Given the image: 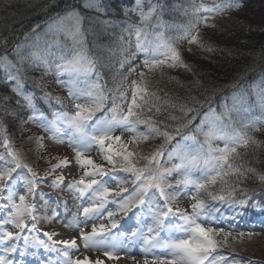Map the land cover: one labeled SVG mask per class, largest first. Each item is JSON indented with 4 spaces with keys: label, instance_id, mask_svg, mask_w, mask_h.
Segmentation results:
<instances>
[{
    "label": "snow or ice",
    "instance_id": "1",
    "mask_svg": "<svg viewBox=\"0 0 264 264\" xmlns=\"http://www.w3.org/2000/svg\"><path fill=\"white\" fill-rule=\"evenodd\" d=\"M233 7H239L233 0H211L210 4L204 3V0L197 4L193 0L191 12L185 9V15H191L192 18L187 24L179 26L180 34L167 37L163 30H149L150 22L157 18V6L149 2L145 9L144 0H135V7L126 10V14L128 11L134 12L138 21L129 23L119 37L123 45L120 49V69H124L126 64L132 65L137 54L143 53L145 58L139 65L130 66L128 75L122 77L118 88L125 83L128 86L120 91V103H116L117 98L114 97L111 108L99 117L97 113L104 109L107 97L99 83L96 60L88 55L83 46L82 17L78 13L70 14L71 23L66 30V34L73 40L70 52H61L51 60L36 51L22 55L17 50L15 61L6 54L0 55V69L4 71L7 80L12 82V93L19 97L15 104L30 110L32 115L28 120H40L45 131L51 133V139L67 143L75 154V165L83 171L79 179L67 184L68 191L78 194V198L87 195V206L81 205L83 220L74 215L65 226L79 231L85 249L115 250L117 237L111 235V230L116 229L119 223L115 217L119 214L129 217L132 213L138 227L131 231V237L142 240L145 253L153 249L165 250V254L154 257L151 264H221L225 259L223 256H214L216 249L221 244H228L229 237L233 240L237 237L232 236L230 231L225 232L223 228L210 226L212 221L201 193H207L212 200L232 199L235 196L242 180L247 178L248 172L253 171L244 170L237 161L242 160L243 154L259 143L246 129L260 131V127L248 123L241 124V128L237 129L230 110L225 109L219 115L213 112L207 124L202 121L196 128V132L203 137L202 142L188 148L178 146L168 152L165 158V144L191 123L190 120L185 123L184 119L193 109L181 104L179 115L169 112L167 120L176 122L175 127L158 119L163 112L175 110L177 105L167 98V94L161 97L156 91L150 90V77L156 72L162 73L165 68H187L179 45L186 42L189 46L197 44L205 47L200 37V25L209 26L212 17ZM133 47L135 51H132ZM188 50L191 51V47ZM207 50L211 51V48ZM27 69L40 70L39 78H34L33 83L42 99L49 104L55 100L60 105L66 99L71 102L73 111L55 112V119L51 122L44 119L43 112L36 107V92L24 90L22 77ZM52 73L55 74L54 84L66 91V98L53 95L52 91L47 90L52 85L45 77ZM92 73H96V82L80 87L81 78H87ZM133 74L138 78L128 83L129 76ZM10 99L4 96L0 109L7 111ZM61 123L66 126L64 135L68 136L67 140L59 139ZM117 132L120 134L116 135ZM0 134H3L2 143L7 153L6 156L0 154V210H7V215L0 217V244L5 246V252L13 253L17 251L15 242L23 239L25 245L28 244V236H22V233L36 230L37 196L43 199L45 195L38 191V184L43 183L57 169L72 165L73 160L67 156L45 158L50 166L44 169V176H39L25 162L23 152L13 146L2 122ZM157 138H161L164 143L146 152L141 150ZM34 139L37 148L44 147V137L37 136ZM190 139L195 140L196 137ZM94 147L103 163L86 155ZM52 160L56 162L52 163ZM18 169H26L30 176H21ZM174 174L182 177L175 184L170 182V178L175 179ZM258 178L264 181V174ZM64 180L62 173L56 175L53 186L59 187ZM217 184L220 186L219 192L210 191ZM184 189L195 193L190 196V211L177 206L178 196ZM246 202V199L233 200L237 209H243ZM110 205L115 206L114 210H109ZM145 206L148 209L147 215L133 211ZM52 215L55 217L57 213L54 211ZM236 215H241V212L237 211ZM91 220L107 222L99 225L92 223L90 232L80 228L81 223L87 224ZM28 222H31L30 227ZM44 235L51 240L56 233ZM243 235L240 233V237ZM217 237L223 239L218 240ZM76 239L53 241V245H64L62 258L57 264H103L99 259L91 261L87 256L73 259L69 250L77 248ZM38 243L46 249L50 247L44 241ZM104 255L113 258L112 251H105ZM0 264H12V261L0 256ZM144 264H150L147 258Z\"/></svg>",
    "mask_w": 264,
    "mask_h": 264
},
{
    "label": "trees",
    "instance_id": "2",
    "mask_svg": "<svg viewBox=\"0 0 264 264\" xmlns=\"http://www.w3.org/2000/svg\"><path fill=\"white\" fill-rule=\"evenodd\" d=\"M149 2L157 6L156 17L158 18H153L150 22V31L155 28L158 31L163 30L167 37H174L180 34L179 26L187 24L192 18L191 15H185V9H188L189 13L191 12L193 0H144L145 9L149 6ZM195 2L199 4L200 0H195ZM204 3L210 4L211 0H204ZM233 3L239 4V7H233L212 17L207 27L203 24L200 25V37L205 47H200L197 44L189 46L186 42L179 45L184 63L188 67L180 66L167 71L170 77L177 75V78L181 79L179 90H176L175 93H167V95L178 97L180 100L172 102L177 105L175 110L169 109L167 112H163L158 119L165 121L169 112L179 115V105L183 104V100L187 103L186 106L192 108L193 111L188 113L184 119L185 123L188 120L191 123L181 129L179 134H174L175 138L171 142L165 144L166 153L178 146L188 148L203 141L202 135L196 132V128L203 121L198 110L200 106L204 107L206 97L209 98L208 103H210L222 93L230 95L226 92L229 89L227 85L234 82L232 79L236 80L241 76L251 82L257 80L258 85H264V0H233ZM134 7L135 0H0V55H5V52L13 50L14 45L34 23L47 17H64V20L59 21V25L63 26L66 23L67 15L78 13L82 17L83 46L88 55L96 60V68L100 74L99 83L103 86L104 95L107 97L105 107L101 111L105 114L104 110L111 108L113 98L116 97L115 101H117L120 91L128 86L125 83L118 88V85H121L122 77L128 75V68L139 65L145 58V54H137L139 56H136L132 61V65L126 64L124 69H120V60L122 59L120 49L123 45L119 37L129 23L138 21V16L134 12L128 11L126 14V10H131ZM52 29L41 33L46 34L44 37L49 35L50 39H46L48 45L40 44V47H37L36 41H33L34 43L30 44V47L27 45L24 47L25 51L40 53L39 50H43L42 54H45L46 50L49 60H51L48 55L49 51H54V57L61 52H70L73 48L72 37L59 34L51 39ZM210 36L216 38H214L216 45H209L208 38ZM44 37L40 36L41 40ZM89 47L90 52H88ZM189 47H191V51L188 50ZM208 48H211V51H208ZM132 51H135L134 47ZM22 52L20 54H23ZM12 57V60L15 61L16 55L14 54ZM40 68L42 69L43 65ZM40 74L39 69H27L22 77L24 90L36 92V107L50 118L53 116L52 112L73 111L70 107L71 102L66 99L63 105L57 104L55 100L49 104L42 99L41 93L34 88L33 83L34 78H39ZM54 75L51 76L52 78L45 77L52 85V88L47 90L52 91L53 95H59L60 88L54 84ZM137 78L135 74L129 76L128 83ZM96 80V73H92L87 78H81L80 82L88 85ZM112 85L116 86L112 88ZM11 86L12 82L7 80L4 71L0 69V103H3L4 96L11 98L8 110L0 109V122L6 128V135L16 149L23 151L26 146L30 147H26L28 151L25 152L30 153L28 156L32 161L27 155H24V158L25 162L32 166L42 150L37 148L34 139L39 133H34L32 130L27 132L31 129L28 117L32 115V112L15 104V100L19 97L12 93ZM129 93L131 92L129 91L128 95ZM61 95L64 98L67 97V93ZM236 101L243 106L238 111L234 110L231 113L232 117H237V121L233 117L236 122L235 127L240 129L241 124L255 123L260 127V131L251 129H246V131L254 136L259 143L243 154V162L237 161L244 170L252 169L253 171L248 172L247 178L242 180L235 196L232 199H217L216 201L221 204L215 203L214 205L226 209L235 218L237 211H240L241 215L238 216H241L244 221L248 220L249 224H254V226L247 225L236 230H224L225 232L230 231L232 236L237 239L228 238V244H226L223 254L225 259L222 264H264V256L259 252V247L257 249L255 244L243 245L251 239L253 234L264 232V181H260L258 178L260 174H264V112L260 115L252 112L253 109H251L249 101L243 96L237 97ZM164 115L166 116L164 117ZM225 122L227 123V121ZM166 123L171 127L176 126V122L167 120ZM26 124L29 128H26ZM141 130H143V126H141ZM115 134L119 135L120 133ZM193 136L196 137L195 140L190 139ZM30 137L33 139H29ZM2 139L3 134H0V154L6 156ZM149 143L158 146L164 141L157 138ZM141 150L144 151L143 148ZM241 152L244 153V150L241 149ZM174 176L177 178L176 174ZM172 180L174 179L170 178V181ZM218 189L219 185H216L210 191L214 192ZM204 194L208 196L207 193ZM240 199L247 201L243 209H237L233 203V200ZM213 201L205 200L206 203ZM240 233L244 234L243 237H240ZM249 233H251L250 237ZM217 239L222 240L223 238L217 237Z\"/></svg>",
    "mask_w": 264,
    "mask_h": 264
},
{
    "label": "rangeland",
    "instance_id": "3",
    "mask_svg": "<svg viewBox=\"0 0 264 264\" xmlns=\"http://www.w3.org/2000/svg\"><path fill=\"white\" fill-rule=\"evenodd\" d=\"M69 16H70V14L67 15V17H65L66 23L63 26L59 25V21L64 20V17H55V18L47 17L45 19H42V20L34 23L32 25V27L24 34V36L22 38H20V40L14 45V49L11 50L10 52H5V54L10 59L13 58L12 56H14V54L16 53L17 50H19V52L23 51L22 55H28L29 53H31L33 51H25L24 47H26V45L28 47H30V44L34 43L33 41H36L35 45L37 47H40V44L42 46L48 45L46 42V39H50L49 35L44 37L46 34H41V33L44 31H50L52 29V27H53V29L51 31L52 32V38L51 39H53L54 37H56L59 34H61V35L65 34L67 36L66 30L70 27V23H71L69 20ZM40 36L44 37V39L41 40ZM214 38H211V36H210V38H208L209 43H210L209 45H216L215 44L216 38L215 39ZM51 42H52V40H51ZM23 48H24V50H22ZM90 51H91V49L89 47L88 52H90ZM39 52L43 53V50H39ZM42 55H47V53L42 54ZM48 55H49V58H51V59L54 58V55L51 53V51L48 52ZM170 69H172V68H165L162 73L156 72L152 77H150V80H151L150 90L156 91L158 93V95H160L161 97H164L165 94H167V93L177 92L176 90H179V88L181 86V83H180L181 79H178L177 75H175L174 77L169 76V74H168L169 72H167V71H169ZM97 72H98V70H97ZM93 74H95V73H93ZM53 75H54V73L49 74L48 77H51ZM107 81H108V84L110 85L109 80H107ZM48 82H49V80H48ZM79 86L81 87V84H79ZM115 86L116 85H112V88H114ZM58 93L60 96H63V95H61L62 93L65 95L64 89H62V88H60V91ZM128 97H129V99L131 98V93H129ZM167 97H169V96L167 95ZM115 102L120 103V100L118 99ZM182 103L184 105H187V103L184 100L182 101ZM165 112H167V111H165ZM213 112L215 114L219 115L216 111L210 110V112L208 111V113H206V117H207L206 121H210L212 119ZM166 121H167V119L165 120V122ZM37 124H38V122H36L35 120H30V128L31 129L28 130L27 132L32 130V131H34V133L35 132L39 133L37 136H42L41 132H40L41 130L37 127ZM26 128H29V126L27 124H26ZM60 128H61V136L59 137V139L67 140L68 136L64 135L66 126L63 124ZM42 137H44V140H43L44 147L41 148L42 149L40 152L41 154L40 153L38 154L39 158H36L34 163H32L33 167L30 165L34 170L37 171L38 175L42 173L40 170L44 171V169H46L50 166L48 163H46L45 158H51L53 156H60V157L67 156L70 160H73V164L70 165L69 167L57 169L56 172L53 173V175H55V174L60 175L62 173L65 177L64 183L62 185H60L62 192H64V194H65L64 200L66 201V208L64 209V212L61 214V216L62 217L67 216L68 219L67 218L66 219L71 220L73 218V216L75 215V212H73V209L77 205H80L81 203H86V206H87V195L84 198H78V194L68 191L67 184L70 183L71 181H73L74 179H79V177L83 174V171L81 169H79L77 165H75V162H74V155L75 154L72 151V148L67 143H58L57 140H53L50 138L51 134H49V133H45ZM26 147L30 148L28 146H26ZM26 147L21 152H23L24 155L28 156V154H30V153L25 152V151H28L26 149ZM150 147H155V146L153 144L149 143V146L144 147L143 149H144V151H148ZM166 154L167 153L165 151V156H166ZM86 155L91 156L98 163H103L101 158L98 156L96 149H93V150L87 152ZM28 157L31 160V157L30 156H28ZM51 162L55 163L56 161L52 160ZM34 164H35V166H34ZM217 185H219V184H217ZM43 187H45L49 190H55L54 187L51 185H43ZM210 190H212V188ZM186 191H187V193L183 194V196L186 197V199L188 200V199H190V197L187 195L189 194L190 191H188L187 189H186ZM214 192H219V189L215 190ZM201 198L204 200L209 199L210 201H213L211 199V197L206 196L204 193L201 194ZM60 200H61V198H60ZM37 201H38V204H40V202H41L40 206H41L42 210L45 208L46 209L43 210V212H41L42 210L37 211L40 213L39 214L37 213L38 220H37L36 229L38 226H40L42 228L47 226L48 231L50 229L51 233H56V235H53V237L60 235L58 237L60 240H69L73 237H76L77 238L76 239L77 248L71 249V251L77 252V255H79L82 258L89 251L91 254H89L88 257L91 261H95V260L99 259L100 261L103 262V264H144V260L146 258L149 260V262L151 264V261L153 260L154 257L161 256V255L165 254L164 249L161 252H155V249H153L150 252H148V253L144 252L143 254L136 252L137 249H139V247L144 249V246L142 243L136 245V243L141 241V240L133 238L130 235L128 237L129 239L127 242L120 241V245L117 242V247L115 250L107 249V251L113 252V258L108 259L107 257H105V255L103 253L104 251L101 252L102 255L97 256L96 253L93 254V251L98 252V254H99V252H100L99 248L83 249L80 247L78 242L79 241L82 242V239H80L79 231L77 229L69 228V227L65 226L67 222H65L63 219H61L58 216V213L56 212L55 207L52 206L50 199H48V201H46V200L41 199L39 196H37ZM112 206H113V208H112ZM114 208H115L114 205L109 206V210H114ZM75 209H76V211H78L77 208H75ZM54 211L57 213V215L55 217H53V215H52ZM6 215H7V210H0V217L6 216ZM70 217H71V219H70ZM44 218H46V219H44ZM101 222H107V221L92 220V223H96L97 225H99V223H101ZM28 223H29V227H30L31 222H28ZM92 223H90V222L87 224L81 223L80 228L83 229L85 232H87V230L91 229ZM9 230L12 231L14 229L9 228ZM22 236H28V238H29L28 242L31 241L32 239H34V237H35L34 233L31 232V234H30V232H28V231H25L24 233H22ZM250 238L251 239L247 240L243 245H254L253 241H255V244L259 243V245H258L259 249H260L259 252L261 253L262 256H264V232L261 234H259V233L253 234L252 237H250ZM130 241L133 242L131 245H130ZM20 242H21L20 244H22L20 246H22V248L24 250L26 248H28V246H25V242L23 239H21ZM15 243L18 244V241ZM121 245L126 246V247L130 245L131 248H133V249L131 252H129V251L127 252V251H125L126 248L120 247ZM59 246H63V245L59 244ZM24 253H25V251H24ZM92 255L94 257H96V259H94L92 257ZM0 256L4 257V256H6V254L4 255L0 252Z\"/></svg>",
    "mask_w": 264,
    "mask_h": 264
},
{
    "label": "bare ground",
    "instance_id": "4",
    "mask_svg": "<svg viewBox=\"0 0 264 264\" xmlns=\"http://www.w3.org/2000/svg\"><path fill=\"white\" fill-rule=\"evenodd\" d=\"M232 80H234V82H231V85H227V87L229 86V89L228 91H226L227 93H230V95H227L226 93H222L218 95L217 98L210 101V103H208L209 98L206 97V99L204 100V107L200 106V109L198 110V112L202 120L205 121V123L208 122L206 121V113H208V111L210 112V110H214L218 114L223 113L225 109L230 110L231 113L234 110L238 111L243 105H239L240 103L236 101V99L237 97L241 98V96H243L249 101L251 109H253L252 112H256L258 115L264 112V85H258L257 80H255V82L246 80V78H244L243 76L239 77L236 80L235 79H232ZM167 98L171 102H179L180 100L178 97L176 98L167 97ZM165 116L166 115H164V117ZM233 117H235V119L237 118L236 116H233ZM240 161L243 162V156H242V160ZM129 221H132V220H129ZM253 243L255 244V241H253ZM258 244H255L257 249L259 247ZM96 255L100 256L101 254L97 253Z\"/></svg>",
    "mask_w": 264,
    "mask_h": 264
}]
</instances>
